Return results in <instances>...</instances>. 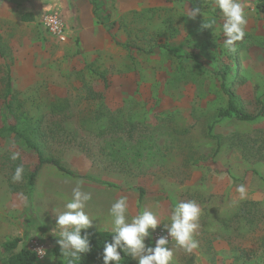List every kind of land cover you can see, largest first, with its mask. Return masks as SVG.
<instances>
[{
  "label": "rangeland",
  "instance_id": "374dc122",
  "mask_svg": "<svg viewBox=\"0 0 264 264\" xmlns=\"http://www.w3.org/2000/svg\"><path fill=\"white\" fill-rule=\"evenodd\" d=\"M31 1L0 0V118L9 67L14 111L39 125L44 155L80 176L43 165L30 188L35 152L0 137V264L1 244L15 237L19 247L34 237L45 243L36 264L66 259L52 254L60 246L56 216L77 182L91 193L84 209L90 229L112 230L109 209L121 197L126 223L154 213L157 225L147 229L139 256L156 247L155 230H169L174 207L193 201L201 209L197 247L187 252L172 238L161 245L173 252L167 264H264V115L221 116L227 95L215 73L227 68L236 106L257 112V100L264 102L262 1L240 0L247 24L232 53L215 0H134L121 9L114 0H96L104 21L94 16L99 32L85 44L74 34L66 42L48 36L40 19L51 10L66 23L62 7ZM5 4L14 10L4 12ZM193 7L201 9L195 19L187 16ZM25 9L31 17L19 19ZM193 53L199 62L185 58ZM21 165L22 180L13 181Z\"/></svg>",
  "mask_w": 264,
  "mask_h": 264
},
{
  "label": "clouds",
  "instance_id": "9594fccd",
  "mask_svg": "<svg viewBox=\"0 0 264 264\" xmlns=\"http://www.w3.org/2000/svg\"><path fill=\"white\" fill-rule=\"evenodd\" d=\"M216 6L220 9L224 23L222 29L228 37L224 47L229 53L235 52L236 41L244 38V28L247 24L246 14L240 0H215ZM201 13L199 7H193L189 10L187 16L195 19L197 14ZM211 24H204V27H211ZM18 154H13L15 160ZM23 166H18L13 174V181L22 180ZM81 184L77 182L72 190V198L65 203V211L56 216V225L59 226V237L57 243L60 245L62 254L66 257L79 259L81 254L91 250L89 243L90 233L85 231L81 235V230H87L92 226V219L84 211L85 202L91 200V193H82ZM241 198H244L245 189L243 186L238 188ZM128 211L127 198L117 199L110 207L109 214L112 217V242L105 241L102 250L103 264H109V261H115L120 264L121 255L117 247L124 253H130L132 258L138 260V264H167L172 259L173 252L161 247L168 241L162 236L156 241L154 249L149 248V255L139 256L144 249L143 238L149 236L147 229L155 228L157 219L151 211H143L134 216L130 222L126 223V214ZM201 209L193 201L179 202L171 211V227L168 232L175 240L176 244L185 251L191 252L197 247V242L193 239L194 230L199 227L198 218ZM40 255L44 251H40Z\"/></svg>",
  "mask_w": 264,
  "mask_h": 264
},
{
  "label": "trees",
  "instance_id": "16d2710c",
  "mask_svg": "<svg viewBox=\"0 0 264 264\" xmlns=\"http://www.w3.org/2000/svg\"><path fill=\"white\" fill-rule=\"evenodd\" d=\"M261 1V5L262 7H264V0ZM90 2L93 6L92 11L94 16L97 18L98 21L103 22L104 17L99 14V6L97 5L96 0H90ZM148 51L151 52L152 50L150 49ZM169 51L177 57H183L182 55L177 54L173 50L169 49ZM0 55H3L1 47ZM185 58H192L195 61L199 62L198 55L194 53L185 56ZM215 73L220 77V88L227 95L226 108L219 110L221 116H233L239 120L250 121L258 116L264 115V102H262L261 100H257L258 110L255 114L247 113L239 109L235 104V94L233 93L231 88L227 86V68L216 70ZM4 87V99L0 118V137H12L16 140H20L24 143L27 148L35 152L37 156V164L33 170L29 171L26 174L27 184L29 185V187H33L38 172L43 165H53L62 173H66L71 176H80L66 168L58 158L44 155L40 139V136L41 134L43 135V132H41L39 125L34 123L32 124L26 116L22 117L21 114H17L14 111V107L11 101L9 100V97L12 96V76L9 67H7L6 73L4 75ZM10 115H13L14 119H9ZM217 150L218 147L216 148V151ZM139 191L141 197L144 191L142 188H140ZM85 231L90 233L89 243L91 246V250L87 253H82L79 259L66 257V259L60 261L59 264H103L101 254L104 247V243L105 241L111 243V235H113L114 233L112 232V230L82 229L81 235H84ZM19 244L20 238L18 237L6 240L1 244V249L4 254L2 259L3 264H36L37 258L32 252V250L29 249L28 245L26 247H19ZM117 251L120 252L121 255L120 264H138L136 259L132 258L130 253H124L123 251H121V248L119 246L117 247ZM52 254L58 257L63 256L60 250V246L54 247L52 250Z\"/></svg>",
  "mask_w": 264,
  "mask_h": 264
},
{
  "label": "crops",
  "instance_id": "0c3cea01",
  "mask_svg": "<svg viewBox=\"0 0 264 264\" xmlns=\"http://www.w3.org/2000/svg\"><path fill=\"white\" fill-rule=\"evenodd\" d=\"M31 0H26V4H29L28 2H30ZM45 1H49V0H45ZM58 2V4L60 5V7H62V13L64 18L66 19V40L64 42H66L68 40V38L70 37V35L74 36H78L79 38H81L82 43H87V40L89 41V37L92 36V33H96L98 34L99 30L97 29V27L95 28V24L94 22V14L92 11V4L90 2V0H56ZM115 4H118V6H116L118 9H121V7H132V5L134 4V0H114ZM44 1L41 0H32V6L34 7H39L42 8V6H44L45 3H43ZM13 7L14 10V6L12 4H5L3 7V10L5 12V10H8L10 8ZM37 10V8H36ZM32 11V10H30ZM20 13L17 14V17L19 19L22 18H26L29 19L31 16L30 14H28V10H24V11H19ZM23 15V16H22ZM5 16V15H4ZM74 18V20H73ZM41 21V19H40ZM74 22V24H73ZM40 25L42 26V23L40 22ZM74 27V28H73ZM43 28V26H42ZM44 29V28H43ZM76 29V30H75ZM75 32L74 31H77ZM46 31V29H44ZM46 34L52 38H54L52 35H50L49 33ZM98 37V36H97ZM94 41V39H93ZM11 73V72H10ZM90 229V228H89ZM94 230H110V229H94ZM152 235V234H151Z\"/></svg>",
  "mask_w": 264,
  "mask_h": 264
},
{
  "label": "built area",
  "instance_id": "2783aa9c",
  "mask_svg": "<svg viewBox=\"0 0 264 264\" xmlns=\"http://www.w3.org/2000/svg\"><path fill=\"white\" fill-rule=\"evenodd\" d=\"M41 23L46 29V31L52 35L54 38H56L59 41H65L66 36V28L65 23L63 19L54 11L48 10L45 11L42 15ZM164 237L168 242L172 239V237L169 235V232L165 229H157L155 230L152 235L151 239L153 243L156 244V241L160 237ZM28 247L32 252L35 254L37 260H41L46 255V246L45 243L39 239V238H30L28 241ZM40 251H44L43 255H40Z\"/></svg>",
  "mask_w": 264,
  "mask_h": 264
}]
</instances>
